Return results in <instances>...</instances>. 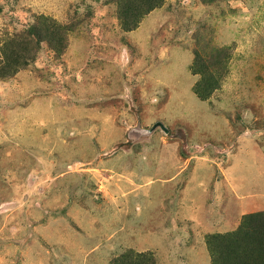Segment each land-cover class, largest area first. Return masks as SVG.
Instances as JSON below:
<instances>
[{"label":"rangeland","instance_id":"rangeland-1","mask_svg":"<svg viewBox=\"0 0 264 264\" xmlns=\"http://www.w3.org/2000/svg\"><path fill=\"white\" fill-rule=\"evenodd\" d=\"M130 1L0 0V264H211L264 212V0Z\"/></svg>","mask_w":264,"mask_h":264},{"label":"trees","instance_id":"trees-1","mask_svg":"<svg viewBox=\"0 0 264 264\" xmlns=\"http://www.w3.org/2000/svg\"><path fill=\"white\" fill-rule=\"evenodd\" d=\"M161 3L162 0H140L137 5L132 0L121 4L118 14L123 29L131 31L136 28L143 15ZM29 33L38 44L47 40L48 34L41 33L36 26H31ZM205 91L200 87L195 88L196 95L201 99L207 98ZM206 245L211 264H264V212L245 215L235 231L211 235Z\"/></svg>","mask_w":264,"mask_h":264},{"label":"water","instance_id":"water-1","mask_svg":"<svg viewBox=\"0 0 264 264\" xmlns=\"http://www.w3.org/2000/svg\"><path fill=\"white\" fill-rule=\"evenodd\" d=\"M157 128L161 129L165 133H168L167 128L162 123H160V122L155 123L148 132L154 131Z\"/></svg>","mask_w":264,"mask_h":264}]
</instances>
